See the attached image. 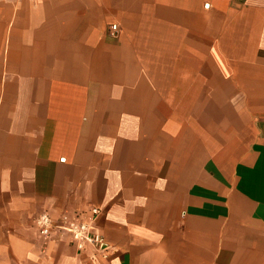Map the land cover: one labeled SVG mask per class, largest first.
I'll return each mask as SVG.
<instances>
[{
	"label": "crops",
	"instance_id": "0c3cea01",
	"mask_svg": "<svg viewBox=\"0 0 264 264\" xmlns=\"http://www.w3.org/2000/svg\"><path fill=\"white\" fill-rule=\"evenodd\" d=\"M0 264H264V0H0Z\"/></svg>",
	"mask_w": 264,
	"mask_h": 264
},
{
	"label": "built area",
	"instance_id": "2783aa9c",
	"mask_svg": "<svg viewBox=\"0 0 264 264\" xmlns=\"http://www.w3.org/2000/svg\"><path fill=\"white\" fill-rule=\"evenodd\" d=\"M108 32L110 35H115L117 25L111 24ZM98 214L99 209L97 207L64 212L57 217L43 211L34 218V225L38 235L44 240L56 234H66L77 250H82L90 245L99 251L101 256L106 257L109 245L104 235L95 229Z\"/></svg>",
	"mask_w": 264,
	"mask_h": 264
}]
</instances>
